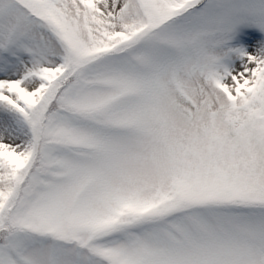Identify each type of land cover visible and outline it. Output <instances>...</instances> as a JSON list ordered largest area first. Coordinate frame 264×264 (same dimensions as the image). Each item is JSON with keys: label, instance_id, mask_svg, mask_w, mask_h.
<instances>
[{"label": "snow or ice", "instance_id": "6c2138e0", "mask_svg": "<svg viewBox=\"0 0 264 264\" xmlns=\"http://www.w3.org/2000/svg\"><path fill=\"white\" fill-rule=\"evenodd\" d=\"M0 264H264V0H0Z\"/></svg>", "mask_w": 264, "mask_h": 264}, {"label": "bare ground", "instance_id": "6f19581e", "mask_svg": "<svg viewBox=\"0 0 264 264\" xmlns=\"http://www.w3.org/2000/svg\"><path fill=\"white\" fill-rule=\"evenodd\" d=\"M235 43V42H234Z\"/></svg>", "mask_w": 264, "mask_h": 264}]
</instances>
